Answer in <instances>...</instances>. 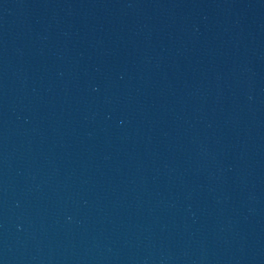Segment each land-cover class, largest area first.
I'll return each instance as SVG.
<instances>
[{
  "label": "water",
  "instance_id": "1",
  "mask_svg": "<svg viewBox=\"0 0 264 264\" xmlns=\"http://www.w3.org/2000/svg\"><path fill=\"white\" fill-rule=\"evenodd\" d=\"M0 264H264V0H0Z\"/></svg>",
  "mask_w": 264,
  "mask_h": 264
}]
</instances>
